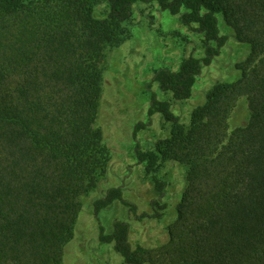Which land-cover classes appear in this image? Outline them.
Segmentation results:
<instances>
[{
    "label": "trees",
    "instance_id": "trees-1",
    "mask_svg": "<svg viewBox=\"0 0 264 264\" xmlns=\"http://www.w3.org/2000/svg\"><path fill=\"white\" fill-rule=\"evenodd\" d=\"M107 6L105 18L96 12ZM156 4L201 35L203 57H188L154 81L173 101L150 96L148 125L160 116L169 134L154 148L136 145L155 200L156 217L169 184L163 164L183 167L186 187L167 227V241L134 251L131 226L99 224V241L126 264H264V0H0V264H64L83 209L109 170V149L96 128L106 49L122 40L138 4ZM220 18L250 49L235 83H217L186 124L175 104L189 102L204 68L227 37ZM247 98L248 126L229 133ZM124 200L112 188L94 202V215Z\"/></svg>",
    "mask_w": 264,
    "mask_h": 264
},
{
    "label": "rangeland",
    "instance_id": "rangeland-1",
    "mask_svg": "<svg viewBox=\"0 0 264 264\" xmlns=\"http://www.w3.org/2000/svg\"><path fill=\"white\" fill-rule=\"evenodd\" d=\"M97 16L105 18L107 6H96ZM221 34L227 37L211 66L204 68L194 88L193 97L184 104H173L174 112L184 124L191 111L206 102L207 93L217 83H235L242 77L238 66L249 56L247 45L238 42L234 32L220 18ZM202 36L185 27L180 16L161 10L156 4H138L123 26L121 42L106 49L102 64L103 95L96 128L103 133L104 144L109 149L108 173L97 189L83 198V209L78 219L73 241L67 246L64 264H126L113 245L99 241V224L106 233L113 232L117 221L131 226V244L134 251L142 252L163 245L167 239V227L174 220L175 209L186 187L184 168L175 163H165L159 177L169 184L162 204L167 208L156 217L152 202L155 200L145 168L136 158L139 144L143 151L152 150L159 139L169 132L160 124V116L152 118L145 129L135 136L138 124L148 125L150 96L155 93L161 101H173L154 81L158 70L176 71L188 57H203ZM251 113L247 98H241L232 112L229 133L246 128ZM112 188H122L124 200L136 206L133 212L122 202L94 215V202L103 198Z\"/></svg>",
    "mask_w": 264,
    "mask_h": 264
}]
</instances>
